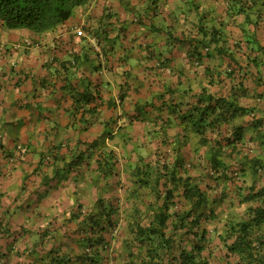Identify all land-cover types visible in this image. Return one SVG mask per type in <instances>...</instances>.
Listing matches in <instances>:
<instances>
[{
	"label": "crops",
	"instance_id": "0c3cea01",
	"mask_svg": "<svg viewBox=\"0 0 264 264\" xmlns=\"http://www.w3.org/2000/svg\"><path fill=\"white\" fill-rule=\"evenodd\" d=\"M257 1L231 18L227 0H91L55 32L0 27V264H55L81 253V221L71 218L99 198L103 149L118 155L122 178L107 197L124 207L128 166L154 158L160 147L175 160L183 112L204 89L235 94L248 110H229L208 133L245 172L207 192L217 199L226 189L216 205L225 218L244 214L249 203L241 200L252 188L264 191V132L254 122L264 119V25L255 19L264 5ZM200 24L226 33L201 57L194 52ZM239 126L244 135L235 143ZM101 139L72 164L76 151ZM189 144L183 168L202 176L209 147L193 151ZM256 164L263 167L258 175Z\"/></svg>",
	"mask_w": 264,
	"mask_h": 264
},
{
	"label": "trees",
	"instance_id": "16d2710c",
	"mask_svg": "<svg viewBox=\"0 0 264 264\" xmlns=\"http://www.w3.org/2000/svg\"><path fill=\"white\" fill-rule=\"evenodd\" d=\"M90 2L0 0V27L26 28L38 35L55 32L72 18L76 9ZM227 3L231 18L258 5L257 0H227ZM255 19L256 26L264 25L261 9H257ZM225 34L222 28L210 29L200 24L194 52L201 57L205 48L218 45ZM235 96L214 95L204 89L197 103L183 112V133L175 148V160H169V151L160 147L154 158L144 157L128 166L124 207L116 206L107 197V187L115 181L122 182L117 169L118 155L100 148L104 151L97 160V183L103 186L99 198L88 211L80 204L71 218L81 221L79 232L84 234L80 240L81 253L57 257L55 264H102L104 259L110 264L114 258L113 264H264V191L252 188L241 200L249 203L244 214L230 212L226 218L216 206L229 196L226 189L217 199L207 192L218 184L237 182L245 172L242 166L226 159L220 141L214 143L208 136L210 130L219 128L221 121L228 118L229 110L233 109L235 114L248 111L236 105ZM257 119L254 117L256 126L264 132V119ZM241 129L242 126L235 129L233 142L242 140ZM101 142L102 139L76 151L72 164H81L86 154ZM189 142L193 151L209 147L208 166L202 176L194 175L192 168H183ZM233 142L228 140V144ZM19 149L20 154L25 150L22 145ZM262 168V164H256L255 174Z\"/></svg>",
	"mask_w": 264,
	"mask_h": 264
},
{
	"label": "built area",
	"instance_id": "2783aa9c",
	"mask_svg": "<svg viewBox=\"0 0 264 264\" xmlns=\"http://www.w3.org/2000/svg\"><path fill=\"white\" fill-rule=\"evenodd\" d=\"M76 33H77L78 36H81V37H85L87 35L86 32L83 29H77ZM90 42L94 43L95 40L94 39H90Z\"/></svg>",
	"mask_w": 264,
	"mask_h": 264
},
{
	"label": "rangeland",
	"instance_id": "374dc122",
	"mask_svg": "<svg viewBox=\"0 0 264 264\" xmlns=\"http://www.w3.org/2000/svg\"><path fill=\"white\" fill-rule=\"evenodd\" d=\"M214 252H215V253H219V250H217V249H214ZM218 263H220V262H218Z\"/></svg>",
	"mask_w": 264,
	"mask_h": 264
}]
</instances>
